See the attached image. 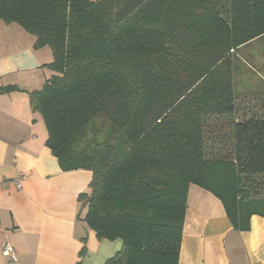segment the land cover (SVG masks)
Segmentation results:
<instances>
[{
  "label": "trees",
  "instance_id": "16d2710c",
  "mask_svg": "<svg viewBox=\"0 0 264 264\" xmlns=\"http://www.w3.org/2000/svg\"><path fill=\"white\" fill-rule=\"evenodd\" d=\"M0 21L52 49L32 107L61 168L93 172L84 220L122 241L104 264H179L192 184L235 229L264 217V109L239 116L236 81L264 0H0Z\"/></svg>",
  "mask_w": 264,
  "mask_h": 264
},
{
  "label": "crops",
  "instance_id": "0c3cea01",
  "mask_svg": "<svg viewBox=\"0 0 264 264\" xmlns=\"http://www.w3.org/2000/svg\"><path fill=\"white\" fill-rule=\"evenodd\" d=\"M2 22L0 87L17 88L0 92V264H11L6 241L17 264H76L84 245L81 264H104L122 241L99 239L84 220L79 195L90 191L93 172L61 168L46 144L45 120L32 107L31 92L53 71L45 70L34 35ZM179 264H264V217L255 214L248 230L235 229L220 199L192 184Z\"/></svg>",
  "mask_w": 264,
  "mask_h": 264
},
{
  "label": "rangeland",
  "instance_id": "374dc122",
  "mask_svg": "<svg viewBox=\"0 0 264 264\" xmlns=\"http://www.w3.org/2000/svg\"><path fill=\"white\" fill-rule=\"evenodd\" d=\"M6 23V22H2ZM2 37L7 36L6 33H1ZM9 36V35H8ZM12 36V34H11ZM40 54L44 55L45 70H52L50 63L53 62V52L50 46L37 47ZM237 59V93H238V115L243 114V108L252 111V108L257 112L264 109V39H258L247 46L240 49ZM227 129L220 132L225 134ZM217 140L220 139V134L216 131ZM218 145V144H216Z\"/></svg>",
  "mask_w": 264,
  "mask_h": 264
},
{
  "label": "built area",
  "instance_id": "2783aa9c",
  "mask_svg": "<svg viewBox=\"0 0 264 264\" xmlns=\"http://www.w3.org/2000/svg\"><path fill=\"white\" fill-rule=\"evenodd\" d=\"M18 187H21V179H19ZM3 252L6 256L9 257V261L11 264H17L18 263V254L16 252V249L13 245H11L10 242L6 241L3 245Z\"/></svg>",
  "mask_w": 264,
  "mask_h": 264
}]
</instances>
